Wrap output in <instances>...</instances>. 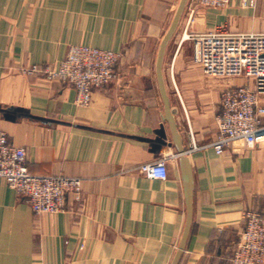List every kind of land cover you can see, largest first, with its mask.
<instances>
[{"label":"crops","instance_id":"0c3cea01","mask_svg":"<svg viewBox=\"0 0 264 264\" xmlns=\"http://www.w3.org/2000/svg\"><path fill=\"white\" fill-rule=\"evenodd\" d=\"M188 1L0 0V128L24 147L31 173L80 178L56 213H35L0 179V264L229 262L242 212L264 210V143L234 141L221 154L210 146L222 88L246 79H216L177 58ZM217 26L264 32V0L198 8L186 32ZM171 27L163 86L184 150L198 146L183 155L156 75ZM71 44L120 53L116 77L85 106L72 85L21 71L57 63ZM162 153H177L166 178L146 177L139 166Z\"/></svg>","mask_w":264,"mask_h":264},{"label":"built area","instance_id":"2783aa9c","mask_svg":"<svg viewBox=\"0 0 264 264\" xmlns=\"http://www.w3.org/2000/svg\"><path fill=\"white\" fill-rule=\"evenodd\" d=\"M233 1L189 0L183 32L193 42V60L206 75L221 80L246 79V83L227 84L220 92L216 134L210 143L216 154H221L234 141H243L248 147L264 143V32H230L223 26L205 32H186L197 7L225 8ZM240 3L254 6L255 0H240ZM119 57L120 53L112 49L71 44L57 63H32L21 71L72 85L76 105L85 106L91 101L93 89L116 76L114 67ZM192 148L198 146L193 143ZM176 155L162 153L155 160L142 163L139 170L148 178L165 179L166 162ZM0 179L35 213L63 211L66 195L80 188V178L75 176L28 171L24 147L14 144L1 128ZM242 219L243 227L227 264H264V210H245Z\"/></svg>","mask_w":264,"mask_h":264},{"label":"water","instance_id":"95a60500","mask_svg":"<svg viewBox=\"0 0 264 264\" xmlns=\"http://www.w3.org/2000/svg\"><path fill=\"white\" fill-rule=\"evenodd\" d=\"M171 30H172V27L169 29L168 33L163 37V39L161 41L160 49H159V53H158V58H157L156 75H157L159 89H160V92L162 95V100H163L164 116L168 122L173 143L175 145L177 152L179 154L183 155L185 150H184V147L182 145V138H181V135L179 134V132L176 128V122L174 120L173 112H172V109H171L170 104H169V98H168V96L164 90L162 75H161V70H160V61L162 59L163 49H164L165 43H166V41L170 35ZM188 181H190V180H188ZM188 191H190L189 187H188Z\"/></svg>","mask_w":264,"mask_h":264},{"label":"rangeland","instance_id":"374dc122","mask_svg":"<svg viewBox=\"0 0 264 264\" xmlns=\"http://www.w3.org/2000/svg\"><path fill=\"white\" fill-rule=\"evenodd\" d=\"M198 8H202V7H197L196 8V10L198 9ZM196 10H195V13H196ZM194 16H195V14H194ZM185 37V35H183V32L181 31L180 32V35L178 36V37H175V39H176V44L178 43V41L180 42V43H182L181 44V48H180V51L178 52V59H181V58H186V59H188V60H193V42H192V40L191 39H188V38H184ZM182 39V40H181ZM171 54H172V52H171ZM168 59H170L171 58V55H168V57H167ZM120 59V57L118 58V60ZM194 61V60H193ZM118 62V61H117ZM117 64V63H116ZM199 64V63H198ZM114 70H115V67H114ZM203 70V69H202ZM203 73H204V71H203ZM115 74H116V72H115ZM205 74V73H204ZM117 75V74H116ZM206 75V74H205ZM116 77V76H115ZM114 77V78H115Z\"/></svg>","mask_w":264,"mask_h":264}]
</instances>
